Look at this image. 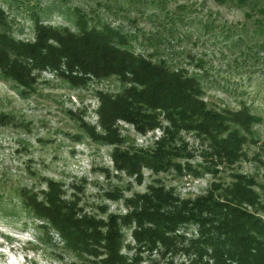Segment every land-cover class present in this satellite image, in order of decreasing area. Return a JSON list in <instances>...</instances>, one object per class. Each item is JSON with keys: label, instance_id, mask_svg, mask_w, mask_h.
Segmentation results:
<instances>
[{"label": "rangeland", "instance_id": "374dc122", "mask_svg": "<svg viewBox=\"0 0 264 264\" xmlns=\"http://www.w3.org/2000/svg\"><path fill=\"white\" fill-rule=\"evenodd\" d=\"M239 5L236 0H0L17 40H33L35 13L46 24L72 29L82 13L92 24H108L124 33L135 53L199 78L211 107L234 112L246 108L259 118L251 132H242L247 139L243 158L216 180L145 170L138 184L115 171L113 147L93 142L83 130V124L98 121L97 92L122 90L117 78L77 87L44 72L34 91H25L0 77V264H84L24 205L33 195L43 201L48 182L59 183L65 198L79 201L83 212L104 219L127 212L122 201L107 198L108 192L131 197L163 184L193 199L213 181L230 184L233 174L255 179L264 205V0ZM120 129L127 147H151L162 134L143 136L125 123ZM186 139L206 150L194 136ZM258 216L264 221L263 210ZM124 233L131 243L130 231ZM134 252L126 256L132 258ZM142 257V264H190L181 255Z\"/></svg>", "mask_w": 264, "mask_h": 264}, {"label": "trees", "instance_id": "16d2710c", "mask_svg": "<svg viewBox=\"0 0 264 264\" xmlns=\"http://www.w3.org/2000/svg\"><path fill=\"white\" fill-rule=\"evenodd\" d=\"M236 1L244 5L249 0ZM34 24L33 40H17L0 11V77L25 91H34L44 72L77 87L117 78L122 90L97 92L98 121L83 124L93 142L114 148L111 159L117 173L138 184L145 170L216 180L243 158L247 139L242 132H251L259 121L248 109L211 107L199 78L135 53L124 33L108 24H92L82 13L74 29L46 24L38 13ZM121 123L143 136L162 134L151 147H127ZM187 135L206 144V150L192 145ZM232 178L230 184L213 181L205 194L193 199L163 184L131 197L119 190L108 192L107 198L122 201L127 212L102 210L108 214L105 219L83 212L79 201L67 200L59 183L48 182L43 201L33 195L23 202L84 264H142L146 253L181 255L190 264H264V221L258 216L264 205L257 183L242 174ZM125 231H130L131 243ZM125 251L135 252L129 258Z\"/></svg>", "mask_w": 264, "mask_h": 264}]
</instances>
